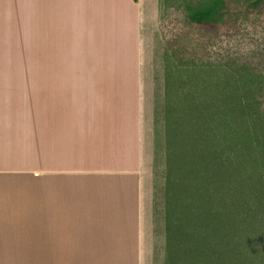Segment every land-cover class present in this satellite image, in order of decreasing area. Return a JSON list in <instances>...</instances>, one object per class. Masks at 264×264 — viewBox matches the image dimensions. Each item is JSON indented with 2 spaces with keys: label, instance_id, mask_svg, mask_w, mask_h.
<instances>
[{
  "label": "crops",
  "instance_id": "crops-1",
  "mask_svg": "<svg viewBox=\"0 0 264 264\" xmlns=\"http://www.w3.org/2000/svg\"><path fill=\"white\" fill-rule=\"evenodd\" d=\"M161 16V0H0V264L34 248L41 210L46 264H164ZM40 50L46 68L17 64Z\"/></svg>",
  "mask_w": 264,
  "mask_h": 264
},
{
  "label": "rangeland",
  "instance_id": "rangeland-1",
  "mask_svg": "<svg viewBox=\"0 0 264 264\" xmlns=\"http://www.w3.org/2000/svg\"><path fill=\"white\" fill-rule=\"evenodd\" d=\"M210 1L161 0L163 34L159 27L156 60L162 69V85L158 91L156 124L164 138L162 212L167 235L163 244L164 264L165 261L168 264H264V258H260L258 248L254 247L256 233L250 230L245 236L242 232L244 212L239 175L226 166L216 171L220 165L212 160V152L223 151L221 156L225 160L227 151L232 148L226 141L214 147L209 132L213 123L208 116L204 86L195 87L190 83L194 78L200 82L203 79L206 86L208 80H214V75L205 73L203 68L206 69L214 54L219 57L222 53V48H210V45L206 48L210 36L187 21L190 8L203 7ZM257 10L254 39L258 44H264V0ZM35 54L34 58H18L17 64L46 68V52L40 50ZM190 57L203 64H199L201 67L194 73L178 68V73L173 75L174 124L171 136L165 142L166 65L189 66ZM218 77L220 75L216 74V81ZM217 92L218 88H215L212 94ZM193 94L201 100L196 107L191 106ZM221 100L219 95L216 101ZM223 130L221 128L219 132ZM38 213L45 215L28 220L29 228L34 232V248H20L18 264H46V211ZM25 221L22 219L21 222Z\"/></svg>",
  "mask_w": 264,
  "mask_h": 264
},
{
  "label": "trees",
  "instance_id": "trees-1",
  "mask_svg": "<svg viewBox=\"0 0 264 264\" xmlns=\"http://www.w3.org/2000/svg\"><path fill=\"white\" fill-rule=\"evenodd\" d=\"M260 4L262 0H211L203 7L190 8L187 21L210 36L206 48L209 45L210 48H222L219 57L214 54L206 69L203 68L205 73L214 75V80H208L206 86L203 79L200 82L194 78L190 83L195 87L204 86L208 116L213 123L209 132L214 147L226 141L232 148L227 151V159H223V151H216L211 154L214 156L212 160L220 165L216 171L226 166L239 175L244 212L242 232L245 236L250 230L256 233L254 247L258 248L260 258H264V44H258L254 39V16L259 13L257 6ZM159 27L163 34V22ZM190 58L189 66L166 65L165 100L169 137L175 115L171 94L173 75L178 73V68L190 69L194 73L203 64ZM216 74L220 75L217 81ZM219 82L220 85H217ZM215 88L218 92L212 94ZM219 95L221 102L216 101ZM194 96L192 107L201 101ZM221 128L224 130L219 132ZM208 140L210 142L209 137Z\"/></svg>",
  "mask_w": 264,
  "mask_h": 264
}]
</instances>
